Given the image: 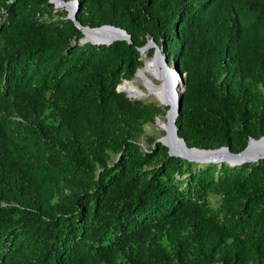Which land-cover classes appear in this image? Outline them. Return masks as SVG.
Segmentation results:
<instances>
[{"label":"trees","instance_id":"trees-1","mask_svg":"<svg viewBox=\"0 0 264 264\" xmlns=\"http://www.w3.org/2000/svg\"><path fill=\"white\" fill-rule=\"evenodd\" d=\"M79 3L132 43H84L50 0H0V264H264V159L145 148L161 107L118 89L153 38L187 74L180 136L243 150L264 136V0Z\"/></svg>","mask_w":264,"mask_h":264},{"label":"water","instance_id":"water-1","mask_svg":"<svg viewBox=\"0 0 264 264\" xmlns=\"http://www.w3.org/2000/svg\"><path fill=\"white\" fill-rule=\"evenodd\" d=\"M50 2L54 3L57 8H65L68 11V17L72 19L76 26L80 28L84 33V43L92 42L94 44L111 45L118 40H126L129 43H132L131 35L126 30L114 25H103L100 27H90L88 25H83L77 18L80 6L79 0H50ZM109 33H119V35H108ZM87 35H91L92 37H94V39H92L91 41L87 40ZM151 43H155L156 46L154 56H158L160 59L163 58L164 60L165 56L163 54V48H161L154 39H152ZM175 68L177 69V75L182 79L183 90L176 98V110L174 112L173 120L169 124L170 129L167 130V135L171 133L173 143L172 145H169L164 140H160L163 145L168 147L169 154L171 156H178L195 162L218 163L226 161L233 166L251 162H258L261 159H264V136L259 139L251 137L247 146L239 152L231 151L230 147H221L218 149H203L199 147H190L188 145L186 140L180 136L179 128L177 126L178 117L181 113L182 108V94L185 90L187 74L182 73V71L180 70V66L177 63H175ZM118 89L119 91L125 92L121 88V85H119ZM127 95L129 96L128 93Z\"/></svg>","mask_w":264,"mask_h":264},{"label":"bare ground","instance_id":"bare-ground-1","mask_svg":"<svg viewBox=\"0 0 264 264\" xmlns=\"http://www.w3.org/2000/svg\"><path fill=\"white\" fill-rule=\"evenodd\" d=\"M119 35V33H109L108 35ZM87 40L91 41L94 39L91 35H87ZM156 58L152 60L151 62L147 63V66L144 69H141V71H138L135 77V80L132 81H124L123 84H121V88L129 94L132 98H140L144 95H146V91L141 87V85L146 86L149 89V93L154 94L158 97V99L161 102L162 106H170V109L168 110V119L169 123L164 122L162 119H159V126L165 130H169L170 126L169 124L173 120L174 112L176 110V98L180 95L183 84L182 79L179 78L177 75V69L169 66V69L166 68L165 63L162 59H160L158 56H155ZM163 67V71L160 70V67ZM159 69V72H158ZM162 71V72H161ZM152 73L154 75H161L162 82L161 84L155 83V81L149 77L147 74ZM148 93V94H149ZM166 143L169 145H172L173 140L171 133L169 135H166V138L163 139Z\"/></svg>","mask_w":264,"mask_h":264},{"label":"rangeland","instance_id":"rangeland-1","mask_svg":"<svg viewBox=\"0 0 264 264\" xmlns=\"http://www.w3.org/2000/svg\"><path fill=\"white\" fill-rule=\"evenodd\" d=\"M152 39L149 40L147 45H145L144 47L141 48L142 55H143L142 56V61H143L144 65L138 71H141V69H144L147 66L148 62H151L152 60H154L156 58L154 56V53H155V50H156V46H155V43H151ZM163 54L165 56L164 63L166 62L165 63L166 68L169 69V66L175 68V64L169 65V63L167 62V56L165 55L164 51H163ZM161 64L163 65V63H161ZM165 66L164 65L161 66L160 70L163 71V67L165 68ZM158 72H159V69H158ZM147 75L149 77H151L155 81V83L161 84V82H162L161 75L158 76V74L154 75L152 73H148ZM135 77H136V75L132 79L135 80ZM141 87L146 91V95H144V96H142L140 98H132V97H130V98L133 99V100H142V101H145V102H152V103L154 102L155 104L159 105L161 107V110H162V112L160 113V115H158L156 117L154 122L148 123L147 125L144 126V134L141 137L140 142L142 143V145L145 148H148V147H151V146H155V144L158 143V142L162 144V142L160 140H163V139L166 138L167 130H165V129H163V128H161L159 126L158 120L162 119L164 122L169 123V119H168V115L167 114H168V107L170 109V106H165V105L162 106V105H160L161 102H160V100L158 99V97L156 95L149 93V89L146 86L141 85ZM125 93H127V92H125ZM150 137H153L155 139V142H153L154 144H152L150 142V139H149ZM218 199H219V196L212 195L211 198H210V202L212 203V205L216 206L218 204Z\"/></svg>","mask_w":264,"mask_h":264}]
</instances>
